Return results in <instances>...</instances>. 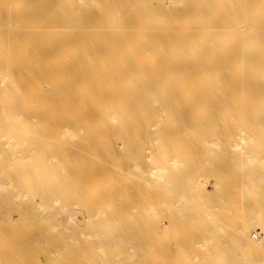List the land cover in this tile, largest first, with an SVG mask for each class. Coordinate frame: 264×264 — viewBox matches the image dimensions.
<instances>
[{
  "label": "bare ground",
  "instance_id": "bare-ground-1",
  "mask_svg": "<svg viewBox=\"0 0 264 264\" xmlns=\"http://www.w3.org/2000/svg\"><path fill=\"white\" fill-rule=\"evenodd\" d=\"M193 114L206 119L193 126L188 123ZM152 119L157 134L142 141L151 164L142 166L146 157L141 164L135 147L129 154L143 188L154 192L161 182L156 196L149 192L161 200L146 205L155 220L150 219V230L144 224L146 239L158 241L157 227L166 237L179 222V215L164 212L168 208L182 211L196 233L209 215L210 232L224 236L216 239L225 247L213 245L206 264H264V0H0V231L11 226L25 231L14 246L30 248L42 235L36 240L42 258L58 252L56 247L66 249L62 240L73 234L67 225L79 222L75 214L82 212L91 227L82 233L97 239L88 262L124 264L116 261L118 250L108 257L116 238L106 241L105 224L93 219L107 212L109 199L119 198L123 188L118 180L104 186L119 160L116 165L103 152L147 135L156 125ZM196 144L207 157L221 155L207 175L198 176L201 160L186 167L187 190L173 171L190 163L187 153ZM70 149L77 155L67 154ZM227 168L231 184L221 181ZM212 194L220 202L235 194L241 200H225L214 216L204 202ZM46 214L49 218L42 217ZM61 214L66 228L58 222ZM222 217L234 221L224 223ZM81 224L75 227L79 234ZM32 229L41 231L28 235ZM56 229L67 233V240H60ZM116 237L119 243L122 238ZM153 240L131 245L128 259L139 255L135 264H152L153 252L166 247ZM209 240L205 235L197 244ZM190 250L178 247V257L187 258Z\"/></svg>",
  "mask_w": 264,
  "mask_h": 264
},
{
  "label": "rangeland",
  "instance_id": "rangeland-1",
  "mask_svg": "<svg viewBox=\"0 0 264 264\" xmlns=\"http://www.w3.org/2000/svg\"><path fill=\"white\" fill-rule=\"evenodd\" d=\"M170 17V16H169ZM171 19V18H170ZM104 20H106L105 18H104ZM178 105V104H177ZM204 105H201V104H198V105H196V107H203ZM217 106H220V105H217ZM229 106H231V105H229ZM204 107H206V105L204 106ZM227 107V106H226ZM232 108V107H231ZM193 116H195V117H193ZM206 115L204 114V115H199V116H197L196 114H193L192 116H190V119L188 120V123L189 124H191V125H193V126H196V125H198V122L200 121V120H204V119H206V117H205ZM199 117V118H198ZM143 117L141 116V119H142ZM192 121H193V123H192ZM151 124H153L154 123V119H152L151 121ZM157 121L155 120V123L154 124H156V125H152V127H151V131H149L148 133H147V135H146V133L145 134H143V135H141V136H138L139 138H136L135 140H132V141H130L129 143H128V145H126V146H124V147H119V148H116V149H118L117 151L115 150V149H113L112 147H106L105 148V152H103L104 154H106V155H108V159H114V162H115V164H116V162L119 160V162H117V164L121 167L122 166V163L124 162V164H123V168L121 167V169L119 170V166L117 165V168L114 170L115 171V173H114V171H113V169H111V172H110V175H109V177L106 179V184H104V186L105 185H107V188H109L110 187V185H109V183L111 184V182H114V183H116V182H118L119 181V186L121 187L122 185V189H120V190H118V194L116 193V195H118L119 196V198L116 196V200H113V198H111V201L113 202H111L110 201V199H109V205H108V210H107V212H105L104 214H100V215H94V216H96V217H93V219H94V221H96L97 222V224H105V231H106V236L104 237L105 238V240L107 241L108 240V242L110 241V240H112L113 239V237L114 238H116V239H113V241H114V245H113V247H112V245L111 244H109V247H110V249H111V252H109L108 253V257H110V259H113V257H115L114 256V254H113V251H115V250H118L119 252H121V255H120V257L118 256L117 257V260L116 261H122V262H124V264H135V263H137L138 262V260L140 259L139 258V255L138 256H134V258H132L131 259V261L129 260L130 259V257H128V249L130 248L131 249V245L132 246H138V245H140L141 246V244H142V241H145V242H148L149 244H150V241L149 240H153V239H150L149 238V235H148V238H149V240L148 239H146L147 238V236H145V233H143V232H145L146 230H148L147 229V227L146 226H148V228L150 227L148 224H151L150 222H151V220L150 219H152V218H150L149 217V215L146 213L147 211H148V208H146V205H147V207L149 206H151V205H153V204H156L159 200H161V199H158V198H156V197H154V195L156 196V194H157V185L158 184H160L161 182H157V183H155L154 185V187H156L155 189L156 190H154V192H153V189L152 190H150V189H148V188H143L142 186V183H141V179H139L140 178V176L138 175L139 173H138V170L137 169H135L134 170V167H132L133 166V162L131 161V160H129V154H131L132 153V151H133V149H134V147L135 148H137L138 149V151H139V160H142V159H144L146 156H144V154H148L149 152L151 153V151H148V150H144L143 151V148H142V146H144V144L142 143V141L144 140V139H146V138H149V137H151V138H154L153 136H156V131H154L155 129V127L156 128H158V126H157V123H156ZM196 122V123H195ZM159 125V124H158ZM153 133H155V135H153ZM150 135V136H149ZM145 136H147V137H145ZM109 137V138H108ZM145 137V138H144ZM202 137V136H201ZM105 138H107L108 140L109 139H112V136L111 135H106L105 136ZM126 138V137H125ZM141 138V139H140ZM140 140V141H139ZM135 143V144H134ZM141 144V145H140ZM138 146V147H137ZM131 147V148H130ZM111 149H113L112 151H111ZM125 149V150H124ZM129 149V150H128ZM142 149V150H141ZM121 150V151H120ZM126 150H128V152H130V153H128ZM194 151H191L190 153H187V160H189L190 161V163H186V164H183V166H181V168H179V169H176V170H174L173 172L175 173V172H177L178 174H174L176 177H180L181 176V180H179V184H180V186L182 187V186H185L186 187V189L188 190V188L189 187H191V185H188L187 184V182L186 181H183V177H184V174H186V172H187V168L186 167H188V166H190L192 163H196L198 160H201L202 161V167H201V165L199 166L198 165V167L200 168V169H202V171H200V173H198L199 175L198 176H200V175H207L208 174V171L214 166V165H216V163L218 162V158H217V156H220L221 155V152H218V151H215V152H212V154L214 155L215 154V156H213V155H210V156H208L207 157V152H205L204 150H202V148H200L197 144L195 145V148L193 149ZM71 151V152H70ZM108 151H110L109 153H106V152H108ZM123 151V152H122ZM146 151V152H145ZM70 152V153H69ZM72 152H74V155H77V151H73V150H69V151H67V154H69V155H73V153ZM118 152H121V154H122V156H121V154L119 153L118 154ZM76 153V154H75ZM114 153V154H113ZM127 154V155H126ZM201 155H203V156H201ZM123 156H124V158L126 159H124L123 158ZM144 156V157H143ZM206 156V157H205ZM213 156V157H212ZM143 157V158H142ZM201 157V158H200ZM120 158V159H119ZM142 158V159H141ZM193 158H194V160H193ZM147 159V160H146ZM145 161H140L141 162V164L143 163V162H145V163H143L142 164V166L143 167H146V165L148 166L149 164H151V159L150 158H145L144 159ZM125 161H127V162H125ZM130 161H131V164H130ZM216 162V163H215ZM149 163V164H148ZM211 163V164H210ZM128 165V166H127ZM129 166H131V167H129ZM184 167V168H183ZM137 168V167H136ZM119 170V171H118ZM124 171V172H126L127 173V170H128V173L127 174H125V173H123V172H120V171ZM126 170V171H125ZM130 170L132 171V172H130ZM179 170H180V172H179ZM120 173V174H119ZM183 173V174H182ZM115 174H118V175H115ZM121 174H122V176H121ZM232 174H233V172H231V169L229 168H227L226 169V175H225V178L224 177H222L221 178V181H222V183H225V184H231L232 182H233V180H234V178H232ZM135 177H134V176ZM116 176H117V178H118V176H119V178L117 179L116 178ZM129 177H131V180L133 181H131L130 179H129ZM133 178V179H132ZM127 179H129V180H127ZM137 179V180H136ZM223 179V180H222ZM233 179V180H232ZM118 180V181H117ZM125 180V181H124ZM127 180V181H126ZM136 181V183H135V181ZM229 180V181H228ZM129 181V183H127ZM131 181V182H130ZM139 181H140V183H139ZM125 183V184H121V183ZM132 183V184H131ZM135 183V184H134ZM134 184V185H133ZM187 184V185H186ZM129 185H131V186H129ZM126 186H128V187H126ZM136 186V187H135ZM141 186V187H140ZM189 186V187H188ZM134 187L136 188L135 190H134ZM126 188V189H125ZM128 188V189H127ZM199 188H200V190L202 191V193L203 194H206L207 193V186L205 185V184H203V183H200L199 184ZM141 189H145V190H143L144 191V194H146V195H143L142 194V192H141ZM123 191H124V193H123ZM139 191V192H138ZM150 191H152V193L154 194V195H151V193L149 194V192ZM127 192H128V195H127ZM140 193V194H139ZM149 195H148V194ZM131 194V195H130ZM237 194H235V197L234 196H232L231 195V198H226V199H222V201L220 202L218 199H215V196H214V194H212L211 196L209 195V196H206V199H204V202L205 203H207V205H209L210 206V209H209V211L211 212V213H213V215L214 216H216V214H218V213H220L222 210H224V207H225V200H226V203H227V201H229L230 203H233L234 201H236L237 203H240V201L239 200H241L240 198H238V197H240L241 195H239L238 194V197L236 196ZM121 196H122V198H121ZM157 196H159V197H164V194H160V195H157ZM135 197H137V198H135ZM145 197V198H144ZM134 198V199H133ZM144 198V199H143ZM213 198V199H212ZM234 198V199H233ZM236 198H237V200H236ZM115 199V198H114ZM122 199V200H121ZM156 199V200H155ZM108 200V199H107ZM107 200H106V202H107ZM131 200V201H130ZM136 200V201H135ZM128 201V202H127ZM139 201V202H138ZM239 201V202H238ZM37 202H39V201H37ZM121 202V203H120ZM123 202V203H122ZM149 202V203H148ZM151 202V203H150ZM210 202V203H209ZM211 202H213V203H211ZM236 202H234L233 204H236ZM115 204V205H114ZM214 205V206H213ZM119 206V207H118ZM143 206V207H142ZM114 207V208H113ZM215 207V208H214ZM125 208V209H124ZM212 208V209H211ZM111 209V210H110ZM119 210V211H118ZM125 210V211H124ZM169 210V211H168ZM168 210H166V211H164V212H167V214H172V212H173V214L171 215V216H173V217H176L177 215H179V218H181L182 219V222H181V219H178L177 221H179V222H177V224L179 223L180 224V226H179V224L177 225L176 224V226L174 227V229L173 230H170L171 231V233H170V231H168L167 232V234H166V237H165V235H160V234H163L160 230H161V228L159 227H157L156 228V232H158L159 234H158V236H157V238H156V240H158L159 241V238L161 239V238H164V239H162V240H160V242L162 241L163 243L162 244H164V246L166 245V247H158V249L157 250H155L154 252H153V254L154 255H151L150 256V261L152 262V264H159V262L162 260L163 262H165V261H171V262H173V261H178V262H180V264L182 263L183 264V262H185L186 260H188V261H190L191 262V264H206V263H208L209 261H210V257H204V256H206L207 254H209V253H213V252H215V248L213 247V245H215V244H219L220 246H221V250H223L224 249V247H225V243H223V241H218V239H216L217 237H224V236H221V235H218V236H215V233H211L210 232V229H211V225H212V217L211 216H207V215H205V216H203L204 218H203V221H202V226H204V227H202L201 229L202 230H200L198 233H196L199 229L192 223V224H189V223H187V221L186 220H184V217L182 216L183 215V213H182V211H180V210H176V209H170V208H168ZM171 210V211H170ZM174 210V211H173ZM176 210V211H175ZM178 211L180 212V214L178 213ZM78 212V211H77ZM119 212V213H118ZM124 212V213H123ZM169 212V213H168ZM81 213V214H80ZM178 213V214H177ZM78 214V215H77ZM111 214V215H110ZM140 214H142V215H140ZM107 215V216H106ZM140 216V218H138L139 216ZM143 215H145V216H143ZM75 216H77V219L78 220H80L81 221V219H82V224L80 223V221L78 222H76V220L74 221V222H76V223H72L71 225H70V223L65 227V224H64V222L66 223V216L64 215V214H61V215H59V217H58V222L60 223V224H62V222H63V224H64V227L67 229V233L69 232V231H72V233L71 232H69V235L70 234H72V235H70L71 237H69L68 238V236H66L67 235V233L64 235V234H62L63 232H61V234L58 232V234H57V231L59 230V229H61L62 231H63V229H62V225L61 226H59L58 227V230L56 229V233H54V234H57L58 235V237L60 236V240H62V238L64 237L65 238V236H66V240H67V238H68V241H65L64 239L62 240V241H64V242H67L68 244H66L65 243V245H69V246H67L68 248H66V249H61L60 251H59V247H56L57 249H58V252H56L55 251V253L54 254H51V255H48V256H46V258L45 257H41V248L40 247H38L37 245H38V243H36V240H38V239H41V238H43V236L42 235H40L38 238L36 237L35 238V243L33 244V245H31L32 247H25V246H14L15 245V241L16 240H20V238L22 239L23 237H24V235L26 234L25 233V231L23 230V229H20V227L19 228H17V227H14V226H11V227H9V228H4V231H0V263H2V264H21V263H23V264H30V262H34L35 264H40L41 262H44V263H49V264H51V263H53L54 261H58L60 264L61 263H71V264H90L89 262H88V260H89V257H88V255H89V248H90V246L92 245V244H95V242L97 241V239L96 238H93L92 236H91V234L89 235V234H87V236H85L84 235V233H82V231L83 232H90L88 229L90 228V230H91V227H90V225L87 223V222H84L83 223V221L86 219V216H85V214H83L82 212H78V213H76L75 214ZM105 216V217H104ZM182 216V217H181ZM42 217L43 218H49L48 217V215L46 214V216L45 215H42ZM41 217V218H42ZM82 217V218H81ZM110 219H109V218ZM36 218H40V216H37ZM81 218V219H80ZM143 218H144V221H143ZM141 219V220H140ZM184 220V221H183ZM197 221L196 222H200V220L199 219H196ZM234 221V220H232V217H230V218H228V217H222V222H227V221ZM61 221V222H60ZM100 221H103V222H100ZM143 221V222H142ZM150 221V222H149ZM152 221H155L154 219H152ZM73 222V221H72ZM110 223V224H109ZM146 223V224H145ZM153 223V222H152ZM77 224L78 225H80L81 224V228H80V226H79V228H80V230H79V232H80V234H81V236H80V234L78 233V228L76 229L75 227L77 226ZM146 226H145V225ZM89 225V226H88ZM185 225V226H184ZM117 226H119V228H117ZM178 226V227H177ZM78 227V226H77ZM115 227V228H114ZM186 229H185V228ZM192 227V228H191ZM195 227V228H194ZM15 228V229H14ZM73 228V229H72ZM86 228V229H85ZM191 228V229H190ZM197 228V229H196ZM195 229H196V231H195ZM204 229H206V230H208V231H206V232H204ZM32 230H34V231H28V235H31L32 236V234H36V233H39L41 230L40 229H32ZM110 230V231H109ZM114 230H116V231H114ZM134 230V231H133ZM149 230H150V228H149ZM65 231V230H64ZM175 231H177V232H175ZM182 231H184V232H182ZM20 232H21V234H20ZM33 232V233H32ZM49 231L47 230V232H46V234L48 233ZM66 232V231H65ZM85 232V233H86ZM174 234H173V233ZM184 233V234H177V233ZM187 232V233H186ZM188 232H189V234H188ZM50 233H52V232H50ZM208 233V234H207ZM24 234V235H23ZM79 234V236H77ZM144 236H142V235ZM151 234V233H150ZM172 234V235H171ZM220 234V233H219ZM37 235V234H36ZM110 235H112V237H110ZM116 235L118 236L119 235V240L121 239V241L119 242V243H116V242H118L117 240V237H116ZM147 235V234H146ZM185 235H187V237L185 236ZM205 235H206V237L207 238H210V240L204 245V246H198V244H197V241L198 240H200V239H202L203 237H205ZM210 235V236H209ZM18 236V237H17ZM46 236V235H45ZM63 236V237H62ZM73 236V237H72ZM75 236H77L76 238H75ZM84 236V237H83ZM109 236V237H108ZM160 236V237H159ZM162 236V237H161ZM203 236V237H202ZM17 237V238H16ZM86 237V238H85ZM89 237H91V238H89ZM153 237V236H152ZM151 237V238H152ZM154 237H156V236H154ZM153 237V238H154ZM190 237V238H189ZM201 237V238H200ZM72 238V240H73V242H72V240H71V242L72 243H70L69 244V242H70V239ZM77 238H79V239H77ZM83 240H85V242H83L81 239ZM109 238H111V239H109ZM145 238V239H144ZM166 238H171V241L172 242H174L173 243V245L170 243V239L168 240V239H166ZM175 238V239H174ZM76 239V240H75ZM177 239V240H176ZM79 240V241H78ZM80 240L82 241V242H80ZM164 240H166V241H164ZM180 240V241H179ZM61 241V242H62ZM154 242H158V241H155V239L153 240ZM152 241V242H153ZM178 241V242H177ZM75 242V243H74ZM77 242V243H76ZM79 242V243H78ZM166 242L167 243H169V245H171V246H169V245H167L166 244ZM177 242V243H176ZM81 243V244H80ZM90 243V244H89ZM61 244V243H60ZM62 244H64L63 242H62ZM61 244V245H62ZM72 244V245H71ZM74 244H76V245H74ZM80 244V245H79ZM135 244V245H134ZM152 244H154V243H152ZM157 244V243H156ZM155 244V245H156ZM162 244H159V242H158V244L157 245H162ZM180 244V245H179ZM195 244H197V245H195ZM86 245H87V247L88 248H86ZM188 246L191 250H190V252L189 253H187L188 255H187V258H184V257H178V247H180V246ZM36 246V247H35ZM72 246V248H74L75 249V251H73L74 249H72V248H69V247H71ZM80 246V247H79ZM82 246V247H81ZM163 246V245H162ZM168 246V247H167ZM207 246V247H206ZM209 246V247H208ZM34 247V248H33ZM194 247V248H193ZM210 247H211V249H210ZM62 248V247H61ZM207 248H209V249H207ZM56 249V250H57ZM71 251H70V250ZM163 249V250H162ZM166 249V250H165ZM177 249V250H176ZM10 250V251H9ZM36 250V251H35ZM64 250H65V252H64ZM140 247L138 248V251L137 252H140ZM193 250V251H192ZM204 250H206V252L204 251ZM210 250V251H209ZM69 251V252H68ZM81 251V252H80ZM127 251V252H126ZM174 251H175V253H174ZM34 252V253H33ZM39 252V253H38ZM75 252V253H74ZM78 254H77V253ZM33 253V254H32ZM125 253V254H124ZM126 253H127V255H126ZM163 254V256L160 258L159 257V254ZM204 253V254H203ZM24 254V255H23ZM30 254V255H29ZM33 256H32V255ZM35 254V255H34ZM67 254V255H66ZM75 254V255H74ZM38 255V257H36ZM63 255V256H62ZM70 255V256H69ZM79 255V256H78ZM168 255V256H167ZM68 256V257H67ZM82 256H84V257H82ZM36 257V258H35ZM52 260H51V259ZM92 258V257H91ZM129 258V259H128ZM38 259H39V261H38ZM69 259V260H68ZM97 259V258H96ZM157 259V260H156ZM204 259V260H203ZM23 260H25V261H23ZM63 260V261H62ZM82 260V261H81ZM93 260V259H92ZM135 260V261H134ZM81 261V262H80ZM83 261H85V262H83ZM134 261V262H133ZM157 261V262H156Z\"/></svg>",
  "mask_w": 264,
  "mask_h": 264
}]
</instances>
